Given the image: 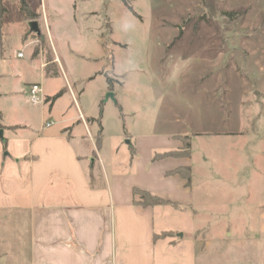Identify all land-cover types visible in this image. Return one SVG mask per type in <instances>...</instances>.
Listing matches in <instances>:
<instances>
[{
    "label": "rangeland",
    "instance_id": "1",
    "mask_svg": "<svg viewBox=\"0 0 264 264\" xmlns=\"http://www.w3.org/2000/svg\"><path fill=\"white\" fill-rule=\"evenodd\" d=\"M3 6L0 124L17 116L38 127L42 109L43 123L58 129L59 120L76 117V106L85 107L93 118L88 132L103 134L105 154L119 159L122 170L135 139L180 136L190 145L200 204L240 200L256 222L264 207V0H4ZM24 6L41 15L40 35L20 12ZM52 52L59 63L42 69ZM35 82L49 96L63 93L33 106L27 91ZM251 231L256 235L257 226Z\"/></svg>",
    "mask_w": 264,
    "mask_h": 264
},
{
    "label": "crops",
    "instance_id": "2",
    "mask_svg": "<svg viewBox=\"0 0 264 264\" xmlns=\"http://www.w3.org/2000/svg\"><path fill=\"white\" fill-rule=\"evenodd\" d=\"M33 14L30 23L41 19ZM52 55L50 63H59ZM83 109L76 106V117L59 120L58 129L43 123L42 109L38 127L17 116L0 124V264H264V207L255 222L240 200L200 204L191 179L187 185L169 174L187 167L191 175V156L153 161L155 154L180 152V136L135 139L122 170L105 154L103 134L88 132L93 118ZM135 188L171 204L137 206Z\"/></svg>",
    "mask_w": 264,
    "mask_h": 264
},
{
    "label": "trees",
    "instance_id": "3",
    "mask_svg": "<svg viewBox=\"0 0 264 264\" xmlns=\"http://www.w3.org/2000/svg\"><path fill=\"white\" fill-rule=\"evenodd\" d=\"M3 1L4 0H0V23L4 17V15L6 14V9L3 6ZM202 2L204 3L205 0H202ZM129 11H132L131 8L128 7ZM21 13H25L27 20L29 21H34L36 19V15H34L32 12H30V10L27 7H22L20 10ZM229 17H235L237 16V14H229ZM50 61H47V65L46 67L49 66ZM63 91L58 92L56 95H54L51 98H46L45 102H54L57 98H59L62 95ZM1 128V126H0ZM186 139V138H185ZM187 140V139H186ZM99 144V142H98ZM184 144V148L179 152H166V153H162V154H155L153 157V161L159 160L161 158H165V157H181V158H189L190 157V145L187 142L183 143ZM169 174H176L179 175L180 177H182L183 179L186 180V184L189 185L190 184V169L189 168H182V169H177L175 171H172ZM133 194V198H134V204H136L137 206H140L142 208H147V207H152V206H157V205H164V204H171L168 201H164L162 199H159L157 197H154L152 195H150L148 192L139 190V189H133L132 191Z\"/></svg>",
    "mask_w": 264,
    "mask_h": 264
},
{
    "label": "built area",
    "instance_id": "4",
    "mask_svg": "<svg viewBox=\"0 0 264 264\" xmlns=\"http://www.w3.org/2000/svg\"><path fill=\"white\" fill-rule=\"evenodd\" d=\"M17 57L22 58L23 55L21 53H18ZM27 101L33 106H38L45 102V99L43 97V91L39 84H31L28 87ZM50 125H52V122L46 124L47 127H49Z\"/></svg>",
    "mask_w": 264,
    "mask_h": 264
},
{
    "label": "water",
    "instance_id": "5",
    "mask_svg": "<svg viewBox=\"0 0 264 264\" xmlns=\"http://www.w3.org/2000/svg\"><path fill=\"white\" fill-rule=\"evenodd\" d=\"M30 30H31L32 32H34L35 34L40 35V31H39V29H38V27H37V23H36V22H31V23H30ZM109 97H113V95H112V94H108V95L106 96V99L109 98ZM0 134H1V132H0Z\"/></svg>",
    "mask_w": 264,
    "mask_h": 264
}]
</instances>
